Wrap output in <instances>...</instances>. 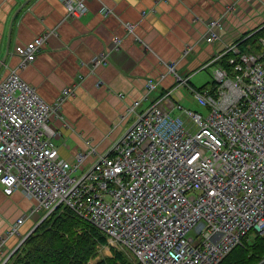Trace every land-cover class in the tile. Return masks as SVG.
<instances>
[{
	"label": "built area",
	"instance_id": "2783aa9c",
	"mask_svg": "<svg viewBox=\"0 0 264 264\" xmlns=\"http://www.w3.org/2000/svg\"><path fill=\"white\" fill-rule=\"evenodd\" d=\"M89 1L59 0L67 19L85 15ZM125 26L141 42L134 26ZM206 27L203 43L214 45L225 20H208ZM48 34L15 48L19 69L35 60ZM251 36L231 42L206 65L216 66L212 84L202 90L168 66L203 111L174 101L172 90L140 112L141 101H135L128 109L133 123L107 152L97 155L87 147L72 163L59 156L48 120L74 90H63L49 105L17 70L10 71L0 81L3 193L32 198L36 206L28 215L41 213L39 223L71 209L138 264H219L254 234L264 236V38L255 51L245 45ZM120 45L114 38L90 61L91 70L109 64ZM226 54L228 68L218 63ZM158 85L146 80L143 99ZM24 219L0 238V253Z\"/></svg>",
	"mask_w": 264,
	"mask_h": 264
},
{
	"label": "crops",
	"instance_id": "0c3cea01",
	"mask_svg": "<svg viewBox=\"0 0 264 264\" xmlns=\"http://www.w3.org/2000/svg\"><path fill=\"white\" fill-rule=\"evenodd\" d=\"M104 10L110 14L104 15ZM219 18L226 25L221 40L214 45L203 43L206 22ZM126 24L134 26L141 42L128 33ZM262 30L264 0H90L85 15L68 19L59 0H0V81L17 70L49 105L63 90H74L59 115L53 113L48 120L57 133L54 142L59 156L72 163L76 153L87 147L97 155L107 152L133 123L128 109L134 101H141L136 110L140 112L172 90L174 101L200 111L195 109L192 92L177 85L168 66L172 64L192 88L208 87L216 65H206L220 50ZM46 33L35 60L19 69L15 48ZM116 37L121 45L111 54L110 63L91 70L90 61L108 50ZM187 48L190 51L184 55ZM148 79L159 85L143 99ZM94 159L88 157L85 166ZM35 206L20 191L7 196L0 186V238L25 217L18 235L5 241L0 264L38 226L41 213L28 215Z\"/></svg>",
	"mask_w": 264,
	"mask_h": 264
},
{
	"label": "trees",
	"instance_id": "16d2710c",
	"mask_svg": "<svg viewBox=\"0 0 264 264\" xmlns=\"http://www.w3.org/2000/svg\"><path fill=\"white\" fill-rule=\"evenodd\" d=\"M260 38H264V30L247 38L245 45L259 51ZM229 57L231 54L223 56L219 65L228 68ZM204 88L207 86L198 90ZM49 217L36 227L5 264H88L99 245L106 243V237L100 231L71 209L65 208ZM263 257L264 236L254 234L251 241L236 246L219 264H257ZM95 264L135 263L122 253L114 252L112 258H102Z\"/></svg>",
	"mask_w": 264,
	"mask_h": 264
},
{
	"label": "rangeland",
	"instance_id": "374dc122",
	"mask_svg": "<svg viewBox=\"0 0 264 264\" xmlns=\"http://www.w3.org/2000/svg\"><path fill=\"white\" fill-rule=\"evenodd\" d=\"M213 82V81H212ZM195 102V101H194ZM183 106V105H182ZM183 107H185V106H183ZM186 108V107H185ZM195 109H197V110H200V111H203V109L201 108V107H199L197 104H195ZM50 216H52V215H50ZM50 218V217H49ZM47 219V218H46ZM44 221V220H43ZM42 221V222H43ZM79 230H81V229H79ZM103 236V235H102ZM104 237V236H103ZM105 238V237H104ZM249 241H251V239L249 240ZM20 247V246H19ZM17 251V249L16 250H14V252H12L10 255H8L7 254V256H6V262L10 259V257L15 253ZM114 252H117V253H122L128 260H130L131 262H134L135 264H138V262H137V260L136 259H134V258H132V257H130V256H128V255H126V253H124L123 251H121V250H119L117 247H112V246H110L109 245V243H108V241H107V238H106V243L105 244H103V245H99V247H98V250H97V253H96V255H95V257L92 259V260H90L89 261V263L88 264H95L96 262H98L100 259H102V258H105V257H113V255H114ZM5 262V263H6ZM4 263V264H5Z\"/></svg>",
	"mask_w": 264,
	"mask_h": 264
},
{
	"label": "clouds",
	"instance_id": "9594fccd",
	"mask_svg": "<svg viewBox=\"0 0 264 264\" xmlns=\"http://www.w3.org/2000/svg\"><path fill=\"white\" fill-rule=\"evenodd\" d=\"M39 224H40V223H39ZM39 224H38V225H39ZM27 237H28V236H27ZM27 237H26V238H27ZM26 238H25V239H26ZM24 241H25V240H24ZM24 241H23V242H24ZM23 242H22V243H23ZM22 243H21V244H22Z\"/></svg>",
	"mask_w": 264,
	"mask_h": 264
},
{
	"label": "water",
	"instance_id": "95a60500",
	"mask_svg": "<svg viewBox=\"0 0 264 264\" xmlns=\"http://www.w3.org/2000/svg\"><path fill=\"white\" fill-rule=\"evenodd\" d=\"M35 229H36V228H34V230H33L32 232H34V231H35ZM28 236H29V235H28Z\"/></svg>",
	"mask_w": 264,
	"mask_h": 264
},
{
	"label": "bare ground",
	"instance_id": "6f19581e",
	"mask_svg": "<svg viewBox=\"0 0 264 264\" xmlns=\"http://www.w3.org/2000/svg\"><path fill=\"white\" fill-rule=\"evenodd\" d=\"M135 102V101H134Z\"/></svg>",
	"mask_w": 264,
	"mask_h": 264
}]
</instances>
